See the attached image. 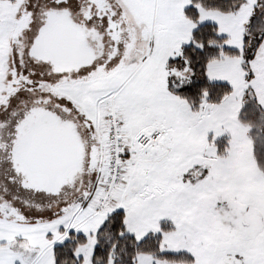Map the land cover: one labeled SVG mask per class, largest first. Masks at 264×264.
Listing matches in <instances>:
<instances>
[{
  "label": "snow or ice",
  "instance_id": "6c2138e0",
  "mask_svg": "<svg viewBox=\"0 0 264 264\" xmlns=\"http://www.w3.org/2000/svg\"><path fill=\"white\" fill-rule=\"evenodd\" d=\"M0 264H264V0H0Z\"/></svg>",
  "mask_w": 264,
  "mask_h": 264
}]
</instances>
